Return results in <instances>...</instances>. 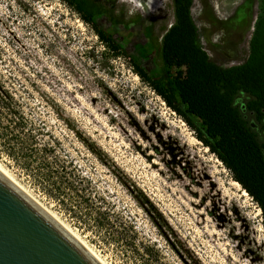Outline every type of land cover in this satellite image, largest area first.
I'll use <instances>...</instances> for the list:
<instances>
[{
  "label": "rangeland",
  "instance_id": "374dc122",
  "mask_svg": "<svg viewBox=\"0 0 264 264\" xmlns=\"http://www.w3.org/2000/svg\"><path fill=\"white\" fill-rule=\"evenodd\" d=\"M144 1L101 0L111 4L115 30L133 34L143 54L136 64L111 51L64 0H0L5 69L26 87L28 110L59 142L97 209L67 189L58 196L1 151L0 165L105 264H264L258 206L135 73L139 65L146 77H165L159 55L174 22L173 0H157L149 15L136 6ZM263 5L192 0L190 18L210 62L231 68L247 60ZM177 71L167 68L171 78ZM247 101L235 98L264 145V116L249 112ZM104 209L112 228L97 214Z\"/></svg>",
  "mask_w": 264,
  "mask_h": 264
},
{
  "label": "trees",
  "instance_id": "16d2710c",
  "mask_svg": "<svg viewBox=\"0 0 264 264\" xmlns=\"http://www.w3.org/2000/svg\"><path fill=\"white\" fill-rule=\"evenodd\" d=\"M64 1L83 22L91 24L111 51L128 57L133 54V50L120 42V37L114 36L112 24L106 28L107 14L96 0ZM191 4L192 0H173L174 22L165 29L160 49L165 77L160 81L146 77L139 65L135 66V73L231 173L232 180L260 209L264 229V145L235 103L237 94H243L248 99L247 110L264 116V5L254 26L247 60L235 67L222 68L210 62L198 45L197 29L189 14ZM134 56L139 64L138 56ZM5 67L0 55V151L41 185L54 188L58 196L62 197L67 189L88 210H96L92 199L83 195L87 192L82 188L85 180L63 159L59 142L48 133L45 122L28 110L27 100L32 97L25 92L26 87ZM168 67L178 70L175 77H170ZM18 88L24 90L26 97ZM104 210L97 213L102 225L114 227L109 210Z\"/></svg>",
  "mask_w": 264,
  "mask_h": 264
},
{
  "label": "water",
  "instance_id": "95a60500",
  "mask_svg": "<svg viewBox=\"0 0 264 264\" xmlns=\"http://www.w3.org/2000/svg\"><path fill=\"white\" fill-rule=\"evenodd\" d=\"M0 264H100L0 173Z\"/></svg>",
  "mask_w": 264,
  "mask_h": 264
},
{
  "label": "bare ground",
  "instance_id": "6f19581e",
  "mask_svg": "<svg viewBox=\"0 0 264 264\" xmlns=\"http://www.w3.org/2000/svg\"><path fill=\"white\" fill-rule=\"evenodd\" d=\"M131 1V0H125ZM157 0H145L143 4H136V6L147 7L151 12L156 6ZM0 173H2L13 185H15L23 194H25L32 202H34L38 207H40L45 213H47L52 219H54L58 224H60L73 238H75L100 264H105V262L96 254L88 245H86L73 231L65 227L47 208L42 206L26 189L20 186L12 176L0 165ZM235 183V182H234ZM236 184V183H235Z\"/></svg>",
  "mask_w": 264,
  "mask_h": 264
},
{
  "label": "flooded vegetation",
  "instance_id": "af4514ba",
  "mask_svg": "<svg viewBox=\"0 0 264 264\" xmlns=\"http://www.w3.org/2000/svg\"><path fill=\"white\" fill-rule=\"evenodd\" d=\"M96 2H97V4L102 8V10L104 11V12H106V14H107V17H106V28H109V27H111V24L113 25V28H112V30L114 31V36L115 37H120V42L121 43H124V45L126 46V47H128L129 49H131V50H133V54L130 56V58L132 59V60H134L133 59V57H135L134 55H136V56H138V58H139V60L137 61V62H139V63H141L140 61L142 60V58H143V54L139 51L140 50V48H139V46L138 45H136L135 43H134V37H133V34H126L125 33V30H124V34L123 33H120L119 31H117V30H115V27L116 26H118L119 25V22L116 20V18H113L112 17V13L107 9V8H109L110 6H111V4H103V3H101V0H96ZM128 2H133V0H131V1H128ZM158 2V1H157ZM157 5V4H156ZM141 9V12L142 13H144V14H146V15H149V14H147L146 12H148V13H151V12H153V11H155L154 9L150 12L149 11V9L148 8H145L146 9V11H144V9L143 8H140ZM154 13V12H153ZM139 35H137L136 36V39H139ZM159 57H160V55H159Z\"/></svg>",
  "mask_w": 264,
  "mask_h": 264
}]
</instances>
